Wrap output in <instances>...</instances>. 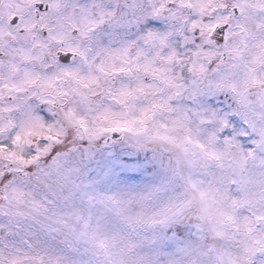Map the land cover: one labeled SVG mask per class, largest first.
<instances>
[{
    "label": "snow or ice",
    "instance_id": "obj_1",
    "mask_svg": "<svg viewBox=\"0 0 264 264\" xmlns=\"http://www.w3.org/2000/svg\"><path fill=\"white\" fill-rule=\"evenodd\" d=\"M0 264H264V0H0Z\"/></svg>",
    "mask_w": 264,
    "mask_h": 264
}]
</instances>
